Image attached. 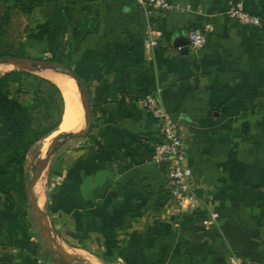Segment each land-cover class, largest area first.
I'll return each mask as SVG.
<instances>
[{
  "label": "crops",
  "instance_id": "0c3cea01",
  "mask_svg": "<svg viewBox=\"0 0 264 264\" xmlns=\"http://www.w3.org/2000/svg\"><path fill=\"white\" fill-rule=\"evenodd\" d=\"M165 1L172 10L147 14L137 0H20L32 17L23 46L69 62L93 110L89 136L50 161V226L101 264H228L231 255L264 264V0ZM232 4L261 26L230 18ZM207 26L194 51L188 34ZM149 31L155 49L145 47ZM157 93L205 202L182 214L165 165L153 162L161 125L141 106ZM0 169V264H56L15 198L17 166Z\"/></svg>",
  "mask_w": 264,
  "mask_h": 264
},
{
  "label": "trees",
  "instance_id": "16d2710c",
  "mask_svg": "<svg viewBox=\"0 0 264 264\" xmlns=\"http://www.w3.org/2000/svg\"><path fill=\"white\" fill-rule=\"evenodd\" d=\"M2 3L4 7L0 15V36L10 23L11 12L19 9L20 0H3ZM22 48L24 49V46ZM23 49L15 58L28 60ZM0 57L7 55L0 54ZM54 59L56 57H53V62ZM67 67L70 68L69 63ZM26 77L31 78L34 83L28 103L20 100L24 93L23 83ZM64 109L62 92L52 81L21 70L0 75V161H9L17 166L20 181L15 198L24 209L27 207L24 181L26 157L37 143L59 128ZM0 175L8 176L2 173L1 169ZM7 200L13 201L14 198L8 195Z\"/></svg>",
  "mask_w": 264,
  "mask_h": 264
},
{
  "label": "built area",
  "instance_id": "2783aa9c",
  "mask_svg": "<svg viewBox=\"0 0 264 264\" xmlns=\"http://www.w3.org/2000/svg\"><path fill=\"white\" fill-rule=\"evenodd\" d=\"M138 4L149 14L155 9L172 10L173 6L165 0H137ZM227 15L242 25L260 27L262 24L258 16L247 12L240 4H232ZM211 27L192 30L188 34L189 46L194 51L202 50L208 41V34ZM157 33L149 31L145 41V47L155 49L159 46ZM182 50V47H179ZM141 106L161 125L162 139L155 146L153 162L158 165H165L167 169L168 184L171 200L174 203L178 214L205 206V202L198 195V189L193 181L192 170L187 165V148L184 136L178 124L170 117L159 93L149 95L141 101ZM189 202L186 207L185 203ZM218 214L212 213L210 218L204 221V227L209 229L216 224ZM228 264H258L231 255Z\"/></svg>",
  "mask_w": 264,
  "mask_h": 264
},
{
  "label": "rangeland",
  "instance_id": "374dc122",
  "mask_svg": "<svg viewBox=\"0 0 264 264\" xmlns=\"http://www.w3.org/2000/svg\"><path fill=\"white\" fill-rule=\"evenodd\" d=\"M2 1L3 0H0V15H1V13L3 11L2 9L4 7V4L2 3ZM31 23H32V17L28 11H25L22 9H19V10L14 9L11 12L9 25L5 28L4 33L0 36V54H5V55H7V57H15V55H17L18 52L21 51V49H23L22 47L25 44V39L27 38V32H28L29 27L31 26ZM23 50H24L25 54L28 56L29 61H34V60L52 61L53 60V58L50 59V58H48V56H41V55H39V53L33 52L29 47L27 50L24 47ZM20 55L22 56L23 54H19V56ZM25 60H27V59H25ZM54 62L61 63L65 66H67V64L69 63V62H63L62 59H60V60L54 59ZM3 66H8V65H4V63H0V75L17 70L13 66L10 68H7V69H2ZM30 73H32L33 75H37V76L43 77L45 79H48L43 73H39V71H33ZM48 80H50V79H48ZM33 84L34 83H33L31 78H27V77L25 78L24 83H23L24 93L22 96H20V100L22 102L28 103L30 101V93L32 91ZM13 90H14V88H13ZM64 112H65V109H64ZM83 127H84V125H83ZM83 127L76 132H80L83 129ZM60 133H62V132H60L59 128H58L51 135L42 139L39 143H37L29 151V153L26 157V162L24 164V170H25L24 181H25L26 185L29 182V180L32 178V176L36 173V171L39 167L40 161L43 159V157H44L47 149L49 148L52 140L57 135H59ZM80 139H82V138L67 141L64 145L59 146L55 153H60L62 148L69 147V145H72L73 143L80 141ZM52 158H51V160H52ZM49 165H50V163L46 166V168L44 170V174H43L42 179L40 181V182H43L44 186H45V201L40 208H41L42 212L45 214V217L47 218V220L50 224V220H49L50 214H49L48 207H47V205H48L47 204L48 203L47 202V199H48L47 198V193H48L47 175H48ZM26 211L28 213V217L31 219L34 226L39 228V230H40L39 224H38L37 220L35 219V217L32 213V209H31V206L29 205L28 201H27ZM51 230H52V228H51ZM53 233H54V231H53ZM54 235L56 236L57 241L67 250V253L69 255L75 256V257H80L85 264H101V262H99L96 258L91 257L90 255L84 254V256H80L78 251L68 248L63 243V241L58 238L57 234L54 233ZM55 259H56V264H66L56 254H55Z\"/></svg>",
  "mask_w": 264,
  "mask_h": 264
},
{
  "label": "water",
  "instance_id": "95a60500",
  "mask_svg": "<svg viewBox=\"0 0 264 264\" xmlns=\"http://www.w3.org/2000/svg\"><path fill=\"white\" fill-rule=\"evenodd\" d=\"M0 63L11 65L17 70L27 72L48 70L61 72L72 78L78 86L81 100L83 101V110L85 117L84 130L73 133H60L52 140L43 159L40 161L36 173L32 176V178L26 185V196L27 201L31 206L32 213L39 224L41 234L43 235L51 251L55 253L66 264H85L80 257L69 255L67 253V250L57 241L56 236L51 230V226L47 218L45 217V214L42 212L41 208L39 207V204L37 203L34 197V189L35 186L41 181L46 166L50 163L51 158L53 157L59 146L64 145L67 141L79 138H86L89 136L93 125V110L88 90L79 75L73 69L61 63L46 60L29 61L15 57H0ZM164 168H166V166H164Z\"/></svg>",
  "mask_w": 264,
  "mask_h": 264
},
{
  "label": "bare ground",
  "instance_id": "6f19581e",
  "mask_svg": "<svg viewBox=\"0 0 264 264\" xmlns=\"http://www.w3.org/2000/svg\"><path fill=\"white\" fill-rule=\"evenodd\" d=\"M10 67L12 66H3L2 69ZM39 73H43L48 79L55 83L62 92L66 110L59 131L62 133H73L80 130L83 125L85 127L83 101L81 100L80 92L75 81L61 72L48 70L39 71ZM84 127L81 131L84 130ZM34 197L35 199L37 198L36 201L39 204V207H41L45 201V186L43 182L35 186Z\"/></svg>",
  "mask_w": 264,
  "mask_h": 264
}]
</instances>
